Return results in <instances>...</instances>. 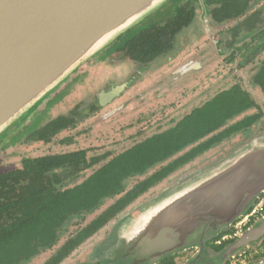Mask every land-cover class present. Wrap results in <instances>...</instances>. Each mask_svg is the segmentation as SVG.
Listing matches in <instances>:
<instances>
[{
  "label": "water",
  "instance_id": "water-1",
  "mask_svg": "<svg viewBox=\"0 0 264 264\" xmlns=\"http://www.w3.org/2000/svg\"><path fill=\"white\" fill-rule=\"evenodd\" d=\"M171 0H0V135L83 62ZM264 195V143L162 192L123 217L92 264H159L195 250L186 264H225L264 238V216L216 255L205 239L238 222Z\"/></svg>",
  "mask_w": 264,
  "mask_h": 264
},
{
  "label": "trees",
  "instance_id": "trees-1",
  "mask_svg": "<svg viewBox=\"0 0 264 264\" xmlns=\"http://www.w3.org/2000/svg\"><path fill=\"white\" fill-rule=\"evenodd\" d=\"M207 3L221 4L211 11L218 23L229 20L230 13L241 7L240 0H208ZM193 18V10L181 13L172 22L174 31L172 29L170 33L171 28H168V33L175 36L176 29L179 32L188 27ZM150 36L146 34L133 43L129 42L128 55L132 60L140 61L142 58L147 64L154 57L166 53L165 43L156 36L155 40ZM253 82L264 91V66ZM78 108L68 116L51 121L30 135L29 140L48 143L60 132L74 128L78 122ZM253 109L258 108L249 95L236 87L217 95L167 130L114 157L106 154L89 158L87 151L81 150L22 160L21 169L0 174V264H32L33 260L49 251H53L52 256L43 264L67 262L83 244L180 168L231 135L250 128L261 118L260 113L229 127L226 125ZM89 170H93L89 177L79 184H71ZM133 179L139 181L128 189V183ZM256 201H252L246 212ZM92 215L96 217L86 222ZM234 233L232 226L222 230L217 237L206 238V249L214 254L220 253L234 240ZM224 237L230 238L222 241ZM64 238L66 240L61 245ZM258 245L263 252L254 257L255 260L264 258V238ZM175 258L172 256L159 264H175Z\"/></svg>",
  "mask_w": 264,
  "mask_h": 264
},
{
  "label": "rangeland",
  "instance_id": "rangeland-1",
  "mask_svg": "<svg viewBox=\"0 0 264 264\" xmlns=\"http://www.w3.org/2000/svg\"><path fill=\"white\" fill-rule=\"evenodd\" d=\"M198 26L201 30L202 25L198 24ZM204 30H206V28H204ZM196 31V28L191 29L190 32L186 34V40L190 41L192 37L188 36H191V33L194 34ZM209 37L214 39L217 38L218 35L209 30ZM182 43H185V41H180V47ZM191 44H196V42L193 41ZM198 46L201 47L200 43ZM208 47L211 48L213 46ZM183 48H186V46ZM200 49L198 53H201ZM93 59H97V56L94 55V57L92 56L83 62L62 84L47 94L44 99L34 107V109L25 114L21 120L17 121V127L9 126L10 128L8 127L9 129L7 128L5 131L7 133L4 132L6 135H2L3 133L0 135L2 137L0 138L2 139L0 143V174L21 168V160L24 158L41 157L48 153L53 155V153L61 154L86 150L89 158H98L106 154L110 157H114L134 146L136 143L143 141L145 138H149L152 135L163 132L172 127L174 123L183 119L194 109L201 107L206 101L211 100L213 96L216 95L217 91L237 83L244 85L250 91L253 99L259 105L260 113L264 115V96L259 94L256 89H252L248 86V82L252 74H254L256 66H249L246 69L249 73L248 76L223 77L224 82H227L216 91L212 88L215 81H217V76L214 73L215 71L219 72L221 68H217L218 62L216 63L215 61H211V65L213 64L212 69L215 70L212 74L210 73L199 78L197 75L188 77L187 79L178 80V78H175L172 74L173 69L176 68L178 63L180 64L183 62V52L177 57L170 58V61L163 60L157 62L141 74H136V69L130 64L122 67L120 65H109L107 62V64L103 66L94 68V66H92ZM122 69H125L126 71L123 75H120L123 72ZM116 70L119 71L115 72ZM99 73L101 76L100 78L98 75ZM89 75H94V77L98 75L95 79L100 81H102V79L106 81L109 79L108 77L120 76L118 79L114 80V84H120V86H124L122 85L123 83L130 82V78L135 76V85L132 88L127 89V91L125 90L122 92L120 95L122 97L112 104L113 106L121 104V107H126L121 113L113 115L114 113L111 112L108 115L105 113V115L102 116V113L106 112L108 109H112L111 107L113 106L107 109H102V113L99 116L91 117L88 120L83 121L74 131L62 133L56 138L50 148L43 147L40 144L24 145L23 136H20L16 145L9 142L15 134H24L27 127L30 128L37 119L43 118L45 116L43 113L46 114L51 110L48 107L49 103L53 99L58 100L57 97L60 93H64L65 96L68 95V98L63 101L64 104L61 105L62 108H68L49 116V118L42 124H46L58 116L68 114L72 107H74L79 101L89 100V97L103 86V84H97V82L91 80L93 84L89 87V81L87 82ZM239 78L241 81L238 80ZM167 80H170L171 82L165 84L164 82ZM223 80L221 78V81ZM152 86H155V89L150 91L148 87ZM141 93L145 94L143 95ZM136 95H139L140 97H135ZM71 102L72 106L69 107ZM257 112L258 111L256 110H251L246 114H243V116H239L237 119L229 122L228 126L236 121H240L244 117L257 114ZM42 120L43 119H40L39 122ZM42 124H40V126ZM63 139L72 140V144L70 146H60L59 142ZM256 140L264 143V117L258 120L248 133H238L232 138L222 142L217 147L211 148L209 151L196 158L191 164L181 169L152 189L149 193L141 197L135 204L119 215L115 221H112L106 228L100 231V233L76 250V252L72 254L73 256L63 264L90 263L89 261L93 258L92 255L94 251L108 240L113 228L123 217L134 213V211L144 204L157 198L162 192L176 186L180 181H184L209 167L215 166L222 161H226L236 152L241 151ZM96 167H94L93 170ZM93 170L85 172L84 175H81L76 181H72L71 184L81 183L84 179L90 176ZM138 179L130 180L127 186L128 189L137 184L139 181ZM94 217L96 216H89L86 222L93 220ZM65 240L66 239L64 238L61 245ZM258 243L251 245L249 250H241L240 252H237L234 255V258L227 262H229V264H260V262H262L261 264H264V258L260 257L257 260L254 259V257H257V255L263 252V248H261ZM195 252V250H188L184 253L175 255V264H186ZM52 253L53 251H49L41 254L36 260H33L32 264H43L52 256ZM209 253L214 255L211 251H209Z\"/></svg>",
  "mask_w": 264,
  "mask_h": 264
},
{
  "label": "flooded vegetation",
  "instance_id": "flooded-vegetation-1",
  "mask_svg": "<svg viewBox=\"0 0 264 264\" xmlns=\"http://www.w3.org/2000/svg\"><path fill=\"white\" fill-rule=\"evenodd\" d=\"M221 1H225V0H221ZM207 2L208 0H171L167 2L163 7H161L159 10L153 13V15L147 17L145 20H143L140 24L135 26L133 29L123 34L119 40L117 39L111 42L110 44L105 46L100 52L95 54V56H97V59H93L92 66H94V68H98L100 66L107 64V62L109 65H115V66L120 65L122 67L125 65L128 66L130 64L134 67V69H136V74H141L143 73V71H146L147 69L151 68V66H153L157 62H160L163 60H169L172 57H177L179 54L183 52V57H184L183 62H181L180 64L178 63L176 68L173 69V73H172L175 76V78H178V80L187 79L188 77L195 76V75H197L199 78L201 76H205L210 73L212 74V72L215 70L212 69L213 64L211 65V61H215L216 63L218 62L217 68L218 67L221 68L219 72L215 71L214 73L217 76V81H215L212 88H214L217 91L227 82V81L224 82L223 80L224 78L234 77V76L240 77L241 75L248 76L249 73L246 71V69L249 66H254V67L256 66V68L254 69L255 71L254 74H252V76L250 77L248 86L251 87L252 89H256L259 94H262L264 96V91H262L258 86H255L253 82V78L257 75L260 68L264 66V47L263 48L261 47L264 44V0H240L241 7L237 11H232L230 13L231 17L229 20L221 22V23L216 22L213 19L212 14H211V11L214 8L221 6V4L212 3V5H209ZM190 10H193V14H194L192 23L188 27L182 28L179 32H178V29H176L177 30L176 35L172 37L168 33L167 29L173 26L172 22H174L180 16L181 13L184 14V13L190 12ZM233 10H236V8H234ZM198 24L202 25L201 30ZM193 28H196L197 31L194 34L191 33V36H188V37H192V38L190 39V41H187L186 34L189 33L190 30ZM204 28H206V30H204ZM172 29L174 31V28H171L169 30L170 33ZM209 30L212 31L213 33H216L218 37L214 39L210 38ZM146 34L151 35L150 37H152L153 40H155V36H156L158 39H160L163 42V44L165 43V45L167 46L166 53L161 54L157 56L156 58L154 57L153 61L147 64L143 62L142 58H140V61L138 60L134 61L130 58V54L128 55L129 42L133 43L136 38L144 37ZM180 41L181 42L185 41V43H182L181 47L179 46ZM193 41H195L196 44H191ZM199 43L201 47L198 46ZM184 46H186V48H183ZM208 46H213V47L209 48ZM199 49L201 53H198ZM122 70L123 72L120 75H123L126 71L125 69H122ZM118 71L119 70H116L115 72H118ZM98 75L100 78L101 77L100 73ZM95 77L94 75L93 76L89 75V78L87 80V82L89 81V87L93 84L91 80H93L94 82H97V84H103V86L100 89L96 90L95 93L91 95L92 100H91V97H89V100H85V101L81 100L78 103H76L74 107H72V109L68 112V114L62 115V116H68L77 107H79L78 108L79 116L77 118L78 122L76 123L74 128L60 132L58 135L52 138L50 142L48 143L35 142V141L29 140L30 135L42 129L44 126H46L51 121L56 120L59 117H62V116H58L54 118L53 120H50L46 124L45 123L42 124L46 119L49 118V116L58 113L60 110L64 111V109L68 108V107H64V108L61 107V105L64 104L63 101L68 98L67 97L68 95L65 96L64 93H60L57 97L58 100L53 99L49 103L48 107L51 110H49V112H47L46 114L43 113L45 115L43 118L37 119L35 123L32 126H30V128L27 127L28 130L26 129V132L24 134L19 135V134L13 133L15 134V136L12 137L9 142L12 143L13 145H16V143L20 139V136H23L24 145L40 144L43 147L50 148L53 145V142L56 140V138H58L62 133L68 132V131H74L79 125L82 124L83 121L88 120L91 117L99 116L102 113V109H107L113 106L112 104L115 101H117V99L122 97L120 96L122 92H124L125 90L127 91V89H130L135 85L134 84L135 76H132L130 78L131 79L130 82L123 83L122 85L124 86H120L119 83H118L119 85L114 84V80L118 79L120 76L119 77L117 76L108 77L109 79L106 81H104L103 79L102 81L96 80ZM221 78L223 81H221ZM238 80L241 81L240 78ZM167 82H171V81L167 80L164 83L166 84ZM152 87H148L150 91H152V89H155V86H152ZM236 87L240 88L242 91H245L249 95L251 100L255 103L256 107L258 108L257 110L256 109H253V110L258 111L257 114L260 113L259 105L253 99L252 94L244 85L240 83H237L232 86L230 85L229 87L224 88V89H220L219 91H217L216 95H214L212 99H214L217 95L221 93L229 92ZM141 94L144 95L145 93H141ZM137 96L140 97L139 95H136L135 97ZM209 101H206L204 104H206ZM71 106H72V102L69 107ZM111 108L112 109H108L106 112L102 113V116H104L105 113L106 115H108L111 112L114 113L113 115L119 114L126 107L124 106L121 107V104L120 105L118 104L117 106H113ZM260 114H261V118L264 117L262 113ZM240 116H243V114ZM238 117H236L235 119H237ZM40 119H43V120L39 122ZM232 121H229V122H232ZM229 122L227 123L226 127H229L228 126ZM257 122L258 121H256L252 126H254ZM235 123H233L232 125H234ZM40 124L42 125L40 126ZM16 125H17V122L12 124L11 126L17 127ZM251 127L246 130H242L238 133H241V132L248 133ZM5 133H3L2 135L5 136L6 135ZM238 133L231 135L230 138L237 135ZM0 138L2 137L0 136ZM1 140L2 139H0V143H1ZM141 142H138V143H141ZM221 143H219L218 145H220ZM71 144H72V140H68V139H63L59 142L60 146H70ZM218 145L214 147H217ZM73 152H76V151H73ZM67 153H72V152H67ZM67 153H61V154L53 153V155L48 153L41 157L62 155V154H67ZM204 153H202L201 155H203ZM87 155H88V152H87ZM201 155L197 156L196 158L200 157ZM35 158H40V157H35ZM24 159H34V158H24ZM22 160H21V163H22ZM193 161H191L184 167L180 168L178 171L185 168L186 166L191 164ZM17 169H21V168H17ZM17 169H14V170H17ZM178 171H176L175 173H177ZM80 176H78L77 178H79ZM70 183H71V180L68 181V184ZM76 184H79V183H76ZM260 197H264V195H260ZM250 205L251 204H249V206ZM250 226H255V224H249L248 227Z\"/></svg>",
  "mask_w": 264,
  "mask_h": 264
},
{
  "label": "built area",
  "instance_id": "built-area-1",
  "mask_svg": "<svg viewBox=\"0 0 264 264\" xmlns=\"http://www.w3.org/2000/svg\"><path fill=\"white\" fill-rule=\"evenodd\" d=\"M256 200L257 201L253 205V208L250 211L244 213L242 218L234 224V237H237L240 233H242L249 224H258L260 219L264 216V197H259ZM228 238L230 237H224L222 238V241ZM216 244H220V242H217Z\"/></svg>",
  "mask_w": 264,
  "mask_h": 264
},
{
  "label": "crops",
  "instance_id": "crops-1",
  "mask_svg": "<svg viewBox=\"0 0 264 264\" xmlns=\"http://www.w3.org/2000/svg\"><path fill=\"white\" fill-rule=\"evenodd\" d=\"M262 262H260V264H261Z\"/></svg>",
  "mask_w": 264,
  "mask_h": 264
}]
</instances>
